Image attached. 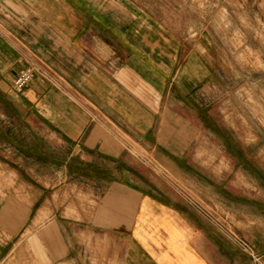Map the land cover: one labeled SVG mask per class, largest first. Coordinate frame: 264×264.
Wrapping results in <instances>:
<instances>
[{
  "label": "crops",
  "instance_id": "obj_1",
  "mask_svg": "<svg viewBox=\"0 0 264 264\" xmlns=\"http://www.w3.org/2000/svg\"><path fill=\"white\" fill-rule=\"evenodd\" d=\"M196 17V0H0V192L28 194L0 200V264H264V187ZM27 53L51 77L19 92Z\"/></svg>",
  "mask_w": 264,
  "mask_h": 264
},
{
  "label": "rangeland",
  "instance_id": "obj_2",
  "mask_svg": "<svg viewBox=\"0 0 264 264\" xmlns=\"http://www.w3.org/2000/svg\"><path fill=\"white\" fill-rule=\"evenodd\" d=\"M196 4V37L205 34L213 39V48L206 54L213 59L214 95L222 93L223 99L228 98L230 136L244 139V145L238 147L239 153L242 150L245 154L246 179L253 178L264 187V0H196ZM132 147L134 153L146 154L139 146ZM12 181L11 177H1L0 188ZM14 195L21 200L28 196L0 192V200L11 203L19 199ZM219 227L244 251H253V245L230 225ZM26 237L20 240L24 244ZM19 258L20 264H29L30 254L21 251Z\"/></svg>",
  "mask_w": 264,
  "mask_h": 264
},
{
  "label": "built area",
  "instance_id": "obj_3",
  "mask_svg": "<svg viewBox=\"0 0 264 264\" xmlns=\"http://www.w3.org/2000/svg\"><path fill=\"white\" fill-rule=\"evenodd\" d=\"M25 61V67L20 70L14 79V88L19 92L26 89L37 73H41L46 78L51 77L50 68L37 56L27 53Z\"/></svg>",
  "mask_w": 264,
  "mask_h": 264
}]
</instances>
